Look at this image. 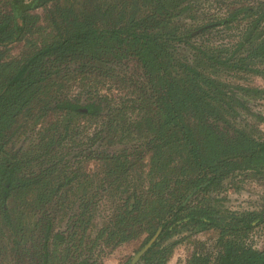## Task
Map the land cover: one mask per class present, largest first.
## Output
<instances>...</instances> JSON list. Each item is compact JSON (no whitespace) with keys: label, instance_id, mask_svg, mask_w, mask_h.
Returning <instances> with one entry per match:
<instances>
[{"label":"trees","instance_id":"trees-1","mask_svg":"<svg viewBox=\"0 0 264 264\" xmlns=\"http://www.w3.org/2000/svg\"><path fill=\"white\" fill-rule=\"evenodd\" d=\"M247 77L264 81V0H0V264H104L158 231L137 264L199 233L216 238L186 264H264L246 243L264 197L216 198L264 178Z\"/></svg>","mask_w":264,"mask_h":264},{"label":"rangeland","instance_id":"rangeland-1","mask_svg":"<svg viewBox=\"0 0 264 264\" xmlns=\"http://www.w3.org/2000/svg\"><path fill=\"white\" fill-rule=\"evenodd\" d=\"M37 12H40L37 10ZM238 34V30H230L226 34H218L210 38L211 44H220L225 45L230 43L229 41L234 40V36ZM231 36V37H230ZM23 43L14 44L11 46L10 54L12 57L18 56L22 50ZM237 84L246 85L250 87H259L264 88V81L259 77H247L246 81L232 80ZM104 88V87H103ZM76 89L72 88V92ZM105 91V90H103ZM120 94L116 91L111 92L112 97H117ZM249 108L255 114V116L260 119L253 117H248L247 122L251 126H254L257 129L256 135H260V138L264 139V98L252 100L249 103ZM82 123H87L83 122ZM90 173H94V167L89 165L87 167ZM223 189L216 196L220 199L219 207L223 210H228L230 212L242 213L253 210H259L262 198L264 197V178L263 179H254L246 176L245 174H235L231 178L227 179L223 183ZM212 234V233H211ZM210 233H199L195 236L183 239L177 246L174 248L173 255L171 256L168 264H186V261L190 257L192 252V242L194 240H205L208 238ZM185 233L181 236L174 237L173 240H180ZM210 237L216 238L215 234H212ZM143 242V238L138 239L134 243L124 247L123 249L114 252L109 257L104 258V264H126V260L120 259L124 252L128 253L131 250L137 251L140 249ZM246 243L251 247L257 250L264 249V224H261L254 229H252L246 238ZM133 255L132 253L129 256Z\"/></svg>","mask_w":264,"mask_h":264},{"label":"water","instance_id":"water-1","mask_svg":"<svg viewBox=\"0 0 264 264\" xmlns=\"http://www.w3.org/2000/svg\"><path fill=\"white\" fill-rule=\"evenodd\" d=\"M159 235V231L152 236V238L140 249L138 252L132 257V259L126 264H137L139 262L142 255L149 249L154 242H156L157 237Z\"/></svg>","mask_w":264,"mask_h":264}]
</instances>
